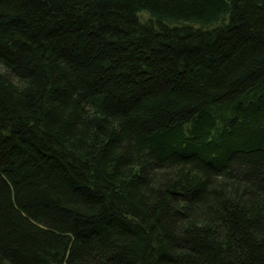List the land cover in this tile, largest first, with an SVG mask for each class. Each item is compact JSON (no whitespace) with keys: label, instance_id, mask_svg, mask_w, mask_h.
<instances>
[{"label":"trees","instance_id":"16d2710c","mask_svg":"<svg viewBox=\"0 0 264 264\" xmlns=\"http://www.w3.org/2000/svg\"><path fill=\"white\" fill-rule=\"evenodd\" d=\"M0 264H264V0H0Z\"/></svg>","mask_w":264,"mask_h":264},{"label":"rangeland","instance_id":"374dc122","mask_svg":"<svg viewBox=\"0 0 264 264\" xmlns=\"http://www.w3.org/2000/svg\"><path fill=\"white\" fill-rule=\"evenodd\" d=\"M139 16L142 17L143 19H145L147 17L145 11H139L138 12Z\"/></svg>","mask_w":264,"mask_h":264}]
</instances>
